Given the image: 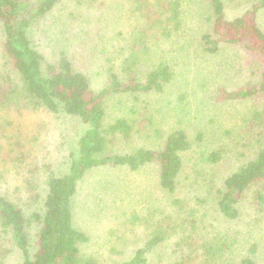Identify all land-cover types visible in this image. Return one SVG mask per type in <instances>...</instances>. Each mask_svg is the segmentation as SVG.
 I'll use <instances>...</instances> for the list:
<instances>
[{
    "label": "trees",
    "instance_id": "1",
    "mask_svg": "<svg viewBox=\"0 0 264 264\" xmlns=\"http://www.w3.org/2000/svg\"><path fill=\"white\" fill-rule=\"evenodd\" d=\"M62 1L0 0V110L62 111L79 118L86 126L75 140L74 151L69 153L68 171L62 175L47 172L41 212L33 211L28 216L19 205V197L11 200L0 193V226L21 251L20 264L96 263L92 256L82 254L80 246L88 237L72 223V198L77 184L94 168L111 166L134 171L156 164L160 189L171 195L176 192L183 168L182 154L192 142L185 129L168 130L157 148L120 151L133 133L152 123L149 117L146 124L140 123L149 106L141 96L162 93L173 79L174 67L167 58L172 49L181 50L183 55L197 50L206 56H220L221 51H227L229 60L222 59V64L232 71L234 68L233 73H241L243 68L247 71L242 83L230 88L216 86L211 97L212 102L219 104L240 105L235 112L238 123L234 122L232 127L221 123L230 152L238 156V164L219 179L213 170H205L201 176L205 180L201 189L212 194L209 200L213 210L226 226L207 233L194 216L187 196H174L169 200L172 209L161 210L160 217L146 220L153 229L145 243L126 260L113 264H260L256 238L264 235V31L257 23V14L264 8V0H246V8L232 17L228 16L226 0H120L117 8L122 10L120 16L127 14L130 37L126 45H117L115 55L110 54L112 60L106 57L101 67L104 84L97 90L91 87L88 76L73 66L66 49H58L51 60L40 52L36 35L37 31L42 33L44 27L40 25L45 24L48 16L58 25L60 34L64 32L60 27L65 28V17L54 12ZM192 5H196L195 10L205 9L203 29L186 42L185 6ZM99 10L100 13L94 11L95 19L103 14ZM75 13L68 10V18L72 20ZM120 18L116 12L114 36L105 38L107 45L98 40L93 46L101 44L104 52L108 44L121 36L124 25ZM148 56L155 62L142 70L140 64ZM111 97H128L142 105L138 111L129 105L132 117L111 115L106 104ZM222 152L233 159L224 147L209 151L204 160L214 165ZM193 180L196 182L195 177L185 193L193 187ZM25 182L28 188V179ZM193 192V198L206 201L196 190ZM33 197L38 199L36 194ZM240 218L242 224L236 228ZM30 220L38 223L37 250L33 255L29 252L27 231ZM167 240H171L170 248L167 260L163 261L156 255V248Z\"/></svg>",
    "mask_w": 264,
    "mask_h": 264
},
{
    "label": "rangeland",
    "instance_id": "2",
    "mask_svg": "<svg viewBox=\"0 0 264 264\" xmlns=\"http://www.w3.org/2000/svg\"><path fill=\"white\" fill-rule=\"evenodd\" d=\"M101 3L103 4L99 7ZM226 5L228 16L232 17L241 13L247 2L226 0ZM118 6L120 0H81L79 5L77 0H63L54 12L65 17V28L60 29L64 32L67 29L68 32L61 35L58 25L53 23L51 15L48 16L45 24L40 25L44 27L42 33L37 31L36 35L40 52L46 60H51L56 57V51L63 47L67 50L73 66L88 76L91 87L95 90L101 88L105 79L101 67L106 57L112 60L111 55H115L114 49L117 45H126L130 37L127 27L129 19L127 14L119 15L122 10ZM195 7L196 5L191 8L185 6L187 15L183 31L187 37L186 42L203 29L205 9L199 11ZM99 8L103 14L95 19L94 11L100 13ZM70 9L76 11L72 20L67 16ZM116 12L121 17L120 23L124 25L122 34L108 46H104L102 52L101 44L96 47L93 45L98 40L107 45L105 38L114 36L112 26ZM257 23L264 31V8L257 14ZM191 47L192 45L190 49ZM169 52L167 58L175 71L173 79L162 93L141 96L149 106L140 123L146 124L148 117L152 119V123H147L145 129L142 127L141 132L133 133L130 142L123 144L120 151L126 152L129 148L138 147L157 148L161 137L168 130L175 127L185 129L192 142L190 149L182 154L183 168L179 173L178 189L172 195L160 189L156 164H147L134 171L111 166L89 171L78 182L72 198V223L87 235L88 241L80 249L82 254L95 258V264H113L126 260L134 249L142 246L150 237L153 226L148 225L146 220L157 219L161 210L166 212L172 209L169 200L174 196L180 199L187 196L194 216L199 219L198 223L204 226L207 233L225 229L226 225L218 220L209 200L212 194L201 189L205 182L201 176L213 170L219 179L220 175L228 173L238 164V156L230 152L231 146L227 144L221 123L225 122L226 127H232L238 121L235 112L240 105L219 104L214 100L212 102L211 97L216 86L230 88L242 83L247 71L243 68L241 73H233L234 68L232 71L228 65L224 66L222 59L229 60L227 51L219 53L222 58L206 56L197 50L190 51L187 55H183L181 50L172 49ZM153 62L155 59L148 56L140 66L142 70H146ZM231 72L232 74L225 77ZM106 104L111 115L127 118L133 116L129 105H133L137 111L142 105L132 102L128 97H111ZM136 115L138 116L137 113ZM85 129V124L79 118L62 111L52 113L43 108L24 109L19 112L11 109L0 110V193L11 200L19 197V205L28 216L33 211L41 212L47 172L62 175L68 171L69 153L74 151L75 140ZM224 147L233 159H228L222 152L217 163H206L204 157L209 151H220ZM244 152L248 154L247 151ZM193 177L196 182L193 180V187L190 186L185 193L184 190ZM26 179L30 183L28 188ZM218 181L216 180V184ZM194 185L197 195L200 194L199 197H204L206 201L192 197ZM189 191L192 193L189 194ZM35 194L38 199L33 197ZM241 218L236 228L242 224ZM37 226L35 220H30L27 228L31 255L37 250ZM3 231L0 226V264H20L21 251L15 247L10 235ZM263 237L264 235L256 238L259 240L256 256L260 264H264ZM170 241L157 245L156 255L163 261L167 260Z\"/></svg>",
    "mask_w": 264,
    "mask_h": 264
}]
</instances>
